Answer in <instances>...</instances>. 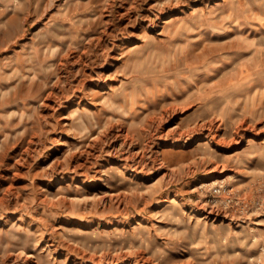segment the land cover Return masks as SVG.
I'll use <instances>...</instances> for the list:
<instances>
[{
	"label": "rangeland",
	"instance_id": "rangeland-1",
	"mask_svg": "<svg viewBox=\"0 0 264 264\" xmlns=\"http://www.w3.org/2000/svg\"><path fill=\"white\" fill-rule=\"evenodd\" d=\"M0 264H264V0H0Z\"/></svg>",
	"mask_w": 264,
	"mask_h": 264
},
{
	"label": "built area",
	"instance_id": "built-area-1",
	"mask_svg": "<svg viewBox=\"0 0 264 264\" xmlns=\"http://www.w3.org/2000/svg\"><path fill=\"white\" fill-rule=\"evenodd\" d=\"M218 181V180H217ZM214 182V184H212V186H210V194L217 199L221 200V201H226L227 199L229 200L230 197L229 195L232 192L231 187L225 185L223 182L219 183V182Z\"/></svg>",
	"mask_w": 264,
	"mask_h": 264
},
{
	"label": "bare ground",
	"instance_id": "bare-ground-1",
	"mask_svg": "<svg viewBox=\"0 0 264 264\" xmlns=\"http://www.w3.org/2000/svg\"><path fill=\"white\" fill-rule=\"evenodd\" d=\"M183 110H184V108H183ZM172 111V110H171ZM176 111V110H175ZM174 111V112H175ZM168 116V115H167ZM163 120V119H162ZM209 120V119H208ZM200 122V121H199ZM219 123H220V121H219ZM226 124V123H225ZM216 125V124H215ZM227 126V125H226ZM218 127V126H217ZM203 128H205V129H207L208 131H207V136H217L216 135V133H215V128H214V121H211L210 122V124H208V125H204V127ZM211 138V137H210ZM60 148V144H57L55 147H54V150H58Z\"/></svg>",
	"mask_w": 264,
	"mask_h": 264
}]
</instances>
